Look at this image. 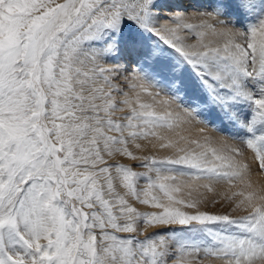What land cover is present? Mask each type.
<instances>
[{
  "label": "snow or ice",
  "instance_id": "1",
  "mask_svg": "<svg viewBox=\"0 0 264 264\" xmlns=\"http://www.w3.org/2000/svg\"><path fill=\"white\" fill-rule=\"evenodd\" d=\"M155 4L0 0V264H264V16ZM122 50L136 66L109 62ZM189 70L239 142L181 102Z\"/></svg>",
  "mask_w": 264,
  "mask_h": 264
},
{
  "label": "rangeland",
  "instance_id": "2",
  "mask_svg": "<svg viewBox=\"0 0 264 264\" xmlns=\"http://www.w3.org/2000/svg\"><path fill=\"white\" fill-rule=\"evenodd\" d=\"M219 2L220 0H206L205 10L211 11L212 9L209 6ZM224 2L230 4L231 8L226 11V14L223 18L229 22L230 26H234L235 28L245 29L248 25L256 23L261 16H264V0H257L255 7L249 10L245 9L242 0H224ZM155 8L158 13V19L160 20L165 19V16L162 14L163 11L168 10L169 12H174L175 9H178L176 6H174L171 3V0H156ZM124 31L126 36L128 31H130V29L126 28ZM145 38L148 39L149 43H155V41L147 34H145ZM189 42H195V41L190 39ZM117 58L118 59L122 58V54L120 55V52L118 55L114 57H110L109 62H111L112 60H116ZM169 58L173 60L176 59V57H174L171 54L169 55ZM128 59L129 61L128 64L126 65L127 67L125 66L126 68H130L132 67V65L136 66V58L133 59L128 58ZM185 84H186V91L180 93L182 97L181 102L184 103L186 106H190V107H195L196 103L198 102L201 105L200 108L201 119L207 121L210 126H214L217 129L218 133L224 136L231 137L232 140L229 141L230 143L239 142L240 138L246 135L245 130L242 127L237 126L235 121L225 118L227 116V113L222 112L218 106L211 105L207 92L204 91L203 87L200 85L199 80L197 79L193 71L189 70L186 73ZM230 111L236 112L241 119H243L245 116L250 114V108L247 105L233 106L230 109ZM192 125L193 128L190 131V134L193 137H196L198 135V129L202 127V125H198L196 123H193ZM208 134L213 136L216 135V133L212 132L211 130H209ZM145 152H149V149L146 148ZM151 153H154L158 156H164L169 154V152L166 150L157 151L155 149H151L150 154ZM137 154L139 155L143 153L137 152ZM246 156L248 161H253V154L251 151L247 152ZM122 162L127 163L129 165L138 163L128 159H125ZM252 168H253L251 174L252 183L255 187L261 188L258 184L255 183L254 180L255 178L253 176L256 173H259L258 171L255 170L256 169L255 163H252ZM136 170L145 171V169H136ZM262 175L264 176V174ZM141 183L143 184L144 182L142 181ZM227 187H228L227 185H216V190L218 192L224 191L227 189ZM201 191H203V189H201ZM207 195L209 196V198H211L212 196L211 193H207ZM133 203L140 211L153 210L149 206L141 205L136 201H133ZM207 207L208 210L215 212H224L226 210L230 211V209L226 208L223 202H221L219 205L209 204L207 205ZM240 214L243 213H239V212L234 213V215H240ZM151 231L152 229H148V232Z\"/></svg>",
  "mask_w": 264,
  "mask_h": 264
},
{
  "label": "bare ground",
  "instance_id": "3",
  "mask_svg": "<svg viewBox=\"0 0 264 264\" xmlns=\"http://www.w3.org/2000/svg\"><path fill=\"white\" fill-rule=\"evenodd\" d=\"M206 0H171V3L176 6L178 9H175L174 12H169L168 10L163 11L162 14L165 16L164 20H167L170 14L173 13H189L190 15H194L195 12H204L205 10V3ZM172 11V10H171ZM123 47V46H122ZM122 54L121 59L112 60L110 63H119L123 65H127L129 59L128 58H135L133 55H130L126 51H120V55ZM135 65H132L134 67ZM127 67V66H126ZM193 125L189 127V131H191ZM254 176L255 183L258 184L261 188H264V176L260 173H256Z\"/></svg>",
  "mask_w": 264,
  "mask_h": 264
}]
</instances>
